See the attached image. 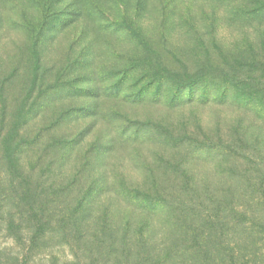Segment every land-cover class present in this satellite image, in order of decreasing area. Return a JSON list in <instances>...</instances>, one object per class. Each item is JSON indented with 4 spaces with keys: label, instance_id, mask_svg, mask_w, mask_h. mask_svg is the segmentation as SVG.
Instances as JSON below:
<instances>
[{
    "label": "rangeland",
    "instance_id": "1",
    "mask_svg": "<svg viewBox=\"0 0 264 264\" xmlns=\"http://www.w3.org/2000/svg\"><path fill=\"white\" fill-rule=\"evenodd\" d=\"M0 264H264V0H0Z\"/></svg>",
    "mask_w": 264,
    "mask_h": 264
},
{
    "label": "trees",
    "instance_id": "2",
    "mask_svg": "<svg viewBox=\"0 0 264 264\" xmlns=\"http://www.w3.org/2000/svg\"><path fill=\"white\" fill-rule=\"evenodd\" d=\"M206 153V152H205ZM207 154V153H206ZM128 190H125V191H122V192H117L116 194H118L119 196H122V197H127V196H132L133 198H136L135 200H138L139 203H142L143 202H151L150 200H145V196L143 193H136L134 192L132 189H130L129 187L126 188ZM153 203V201H152ZM161 205H157L155 206L156 207H160Z\"/></svg>",
    "mask_w": 264,
    "mask_h": 264
}]
</instances>
